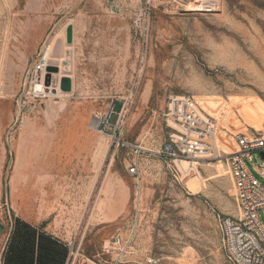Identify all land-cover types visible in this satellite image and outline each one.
Returning <instances> with one entry per match:
<instances>
[{
    "label": "rangeland",
    "instance_id": "1",
    "mask_svg": "<svg viewBox=\"0 0 264 264\" xmlns=\"http://www.w3.org/2000/svg\"><path fill=\"white\" fill-rule=\"evenodd\" d=\"M181 95L215 127L177 177ZM263 121L264 0H0V264H230L226 159Z\"/></svg>",
    "mask_w": 264,
    "mask_h": 264
},
{
    "label": "built area",
    "instance_id": "2",
    "mask_svg": "<svg viewBox=\"0 0 264 264\" xmlns=\"http://www.w3.org/2000/svg\"><path fill=\"white\" fill-rule=\"evenodd\" d=\"M45 67L44 61H38L34 69L36 77ZM165 116L177 132L169 134L160 154L172 161L171 168L178 177L180 171L175 160L184 155L202 154L207 145L202 137L211 132L215 124L184 95L168 100ZM235 145L236 150L230 153L226 162L240 215L219 217L221 247L230 264H264V225L259 218L260 212L264 215V156L261 155L264 152V121L259 130L239 133ZM252 151H258L261 158L255 166L259 178L250 172L244 161V157H252ZM136 170L137 163H133L129 172L133 174ZM82 256L80 241H70L66 264H79ZM86 260L96 264L92 259Z\"/></svg>",
    "mask_w": 264,
    "mask_h": 264
},
{
    "label": "bare ground",
    "instance_id": "3",
    "mask_svg": "<svg viewBox=\"0 0 264 264\" xmlns=\"http://www.w3.org/2000/svg\"><path fill=\"white\" fill-rule=\"evenodd\" d=\"M49 54L48 53H46V57H44L43 58V61H44V63H45V66L47 65L46 64V60H47V56H48ZM49 66V65H48ZM36 89L37 90H40L41 92H46V89L44 88V86L42 85V84H38V83H36ZM234 144H235V139H234ZM236 150V148L234 147V149L233 148H231V150H230V152H233V151H235ZM239 215H240V213H239Z\"/></svg>",
    "mask_w": 264,
    "mask_h": 264
},
{
    "label": "water",
    "instance_id": "4",
    "mask_svg": "<svg viewBox=\"0 0 264 264\" xmlns=\"http://www.w3.org/2000/svg\"><path fill=\"white\" fill-rule=\"evenodd\" d=\"M70 40H71V31L69 29L68 30V33H67V41L70 42ZM47 70H48V72H50L52 70L56 71L57 70V67H55V66H48ZM49 74L50 73H47V78L49 77ZM261 155L264 156V152H261Z\"/></svg>",
    "mask_w": 264,
    "mask_h": 264
}]
</instances>
